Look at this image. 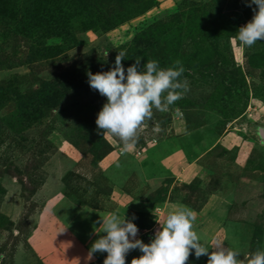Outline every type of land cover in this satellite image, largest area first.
I'll return each mask as SVG.
<instances>
[{
    "label": "rangeland",
    "instance_id": "rangeland-1",
    "mask_svg": "<svg viewBox=\"0 0 264 264\" xmlns=\"http://www.w3.org/2000/svg\"><path fill=\"white\" fill-rule=\"evenodd\" d=\"M252 14L245 0H0V264H43L28 216L57 152L74 163L52 211L88 251L100 214H135L148 242L174 207L195 213L206 243L264 250V41L235 39ZM118 51L125 68L179 60L189 85L167 111L153 109L126 153L98 134L106 97L86 75ZM206 260L190 254L188 264Z\"/></svg>",
    "mask_w": 264,
    "mask_h": 264
},
{
    "label": "clouds",
    "instance_id": "clouds-1",
    "mask_svg": "<svg viewBox=\"0 0 264 264\" xmlns=\"http://www.w3.org/2000/svg\"><path fill=\"white\" fill-rule=\"evenodd\" d=\"M245 3L253 14L238 27L235 39L240 45L251 47L264 41V0ZM127 57L126 52L118 51L108 70L86 73L90 88L106 97L96 115V130L99 135L117 138L121 153L134 146L140 125L152 117L153 109L167 111L189 87L187 79H181L185 68L179 60L161 67L155 59L136 57L125 68L122 60ZM258 139L264 144V136L258 133ZM135 219V214L121 217L117 211L100 214L94 222L98 226L93 228L97 238L92 241L86 260H92L99 252L106 253L103 264H125L126 254L138 249L140 255L133 257L130 264H188L190 254L197 259L207 256L206 264H264V250L244 254L220 239L206 243L194 230L196 216L188 208L174 207L162 220L156 219L159 226L148 242L139 237Z\"/></svg>",
    "mask_w": 264,
    "mask_h": 264
},
{
    "label": "crops",
    "instance_id": "crops-1",
    "mask_svg": "<svg viewBox=\"0 0 264 264\" xmlns=\"http://www.w3.org/2000/svg\"><path fill=\"white\" fill-rule=\"evenodd\" d=\"M73 163L69 154H53L49 159L44 180L32 195L39 206L35 213L28 217L31 225L28 243L43 264H88L92 261L86 260L88 250L82 241L69 225L52 211L61 201L58 194L63 188V176L71 169ZM10 185L15 188L14 184Z\"/></svg>",
    "mask_w": 264,
    "mask_h": 264
},
{
    "label": "water",
    "instance_id": "water-1",
    "mask_svg": "<svg viewBox=\"0 0 264 264\" xmlns=\"http://www.w3.org/2000/svg\"><path fill=\"white\" fill-rule=\"evenodd\" d=\"M257 132L259 133L260 136H264V127L260 126Z\"/></svg>",
    "mask_w": 264,
    "mask_h": 264
},
{
    "label": "trees",
    "instance_id": "trees-1",
    "mask_svg": "<svg viewBox=\"0 0 264 264\" xmlns=\"http://www.w3.org/2000/svg\"><path fill=\"white\" fill-rule=\"evenodd\" d=\"M65 175H66V174H65ZM65 175L63 176V179H64ZM27 216H28V215H27ZM27 216H26V217H27ZM28 217H29V216H28Z\"/></svg>",
    "mask_w": 264,
    "mask_h": 264
},
{
    "label": "flooded vegetation",
    "instance_id": "flooded-vegetation-1",
    "mask_svg": "<svg viewBox=\"0 0 264 264\" xmlns=\"http://www.w3.org/2000/svg\"><path fill=\"white\" fill-rule=\"evenodd\" d=\"M260 127V126H259ZM259 127H257V130L259 129Z\"/></svg>",
    "mask_w": 264,
    "mask_h": 264
}]
</instances>
